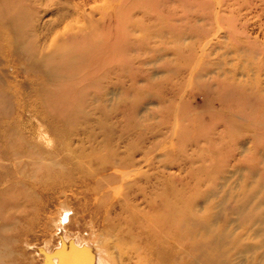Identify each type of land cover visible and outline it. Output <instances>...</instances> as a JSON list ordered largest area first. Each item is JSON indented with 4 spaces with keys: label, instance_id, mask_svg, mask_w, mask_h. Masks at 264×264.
I'll return each mask as SVG.
<instances>
[{
    "label": "rangeland",
    "instance_id": "374dc122",
    "mask_svg": "<svg viewBox=\"0 0 264 264\" xmlns=\"http://www.w3.org/2000/svg\"><path fill=\"white\" fill-rule=\"evenodd\" d=\"M73 1L86 7L102 2ZM120 2L124 6L123 12L133 9L134 30L121 31L124 26L119 27L114 19L111 40L118 45L125 41L134 42L135 48H114L110 62L113 71L108 79L84 87L88 97L91 95L96 99L75 101L65 107L62 125L56 124L55 109L39 93L41 88L27 82L32 78L31 73L22 71L20 77L25 82L16 84V81L8 80L6 89L19 94L7 101L8 114L0 115V155L3 159L10 152H16L21 158L19 162L26 164L24 169H10L5 175L10 185L16 183L20 187L22 184L27 198L34 196V199L26 203H31L30 207H22L28 209L23 216L12 213L15 209L9 212L0 210V226L6 222L4 216L13 214L16 225L14 227L13 221L7 220L9 226L2 231L0 264H96V250L102 247L104 238L114 243L107 231L99 233L92 229L88 214L94 213L98 207L94 206L97 201L94 191L84 192L80 187L77 193L70 190L62 193L60 189H51L49 198L44 195L43 199L36 194L38 189L30 181L36 177H48L52 164L38 162V166L37 162L29 160L32 153L27 141L59 152L61 144L70 143L69 146L74 148L81 140L86 152H90L93 139L102 141L112 136V142L120 144L122 149L125 146L143 148V153L136 152L135 157L141 159L144 156L148 214L161 206L160 201L154 207L149 206L150 198L152 191L161 192L157 187L169 174L175 175L177 181L189 180L194 187L200 178L201 191L227 183L223 189L227 198L231 194L242 198L246 193L254 192L257 198L264 199V0H122L117 5ZM52 17L50 12L43 14V19ZM153 31L164 35L154 36ZM134 58L137 62H133ZM9 59L5 66L9 70L5 73L10 79L16 75L17 60L11 53ZM120 62L126 63L125 69L116 67L115 64ZM200 72L205 74L198 77ZM120 76L126 77L123 82L118 81L123 78ZM183 79L186 83L179 85L178 81ZM232 81L246 84L250 92L247 101L238 98L228 100L224 105L211 92L206 94L210 104H205L207 89L199 86V82L223 84ZM121 85L125 94L120 93ZM106 92L115 94H109L106 99ZM111 96L113 100L109 99ZM121 98H126L122 108L112 109ZM173 100L180 115L166 118L163 111L172 105ZM101 105L105 108L100 109ZM222 106L233 113L223 112ZM240 106L245 114L236 116ZM198 112L202 113L201 117L197 116ZM196 117L198 121H194ZM136 119H141V127L130 129ZM167 120L168 127L159 126L160 122ZM226 120L238 126L236 132L224 125ZM250 123L254 124L251 129ZM113 124L117 125L113 127L115 129L111 128ZM107 134L109 136L105 137ZM219 134H222L221 140L213 144L202 140L200 148L195 151L190 144L181 153L175 151V147L182 142L190 143L188 140L195 136L218 138ZM191 153L197 159L194 167L198 168L203 162L212 164L214 170L226 172L228 181L217 175L218 172L216 175L199 174L195 170L191 173L188 160ZM52 173L58 174L56 170ZM222 192L215 200L220 199ZM197 193L195 188L190 192L195 196ZM116 196L112 190L111 194L108 192L97 197L109 202ZM198 201L202 203L203 199ZM229 202L233 205L235 200ZM148 224L152 226L150 220ZM8 237L15 241H6ZM72 241L76 242L80 253L62 258V244L65 246ZM109 253L113 254L116 264H128L125 249L111 247Z\"/></svg>",
    "mask_w": 264,
    "mask_h": 264
},
{
    "label": "bare ground",
    "instance_id": "6f19581e",
    "mask_svg": "<svg viewBox=\"0 0 264 264\" xmlns=\"http://www.w3.org/2000/svg\"><path fill=\"white\" fill-rule=\"evenodd\" d=\"M119 1L122 0H102L99 4L94 3L95 5L86 7L73 0H0V115L8 114L7 101L11 96L19 94L6 89L9 86L8 80L16 81V84L22 82L23 78L20 76L23 70L32 74V78L27 82L38 85L37 88H41L39 93L51 102L50 106L55 109L53 111L57 114L56 124L59 126L64 123L62 118L66 112L65 107L75 101L96 99L95 96L88 97L84 87L95 86L108 79L113 71L110 62L114 48H135L134 42L125 41L118 45L113 44L111 40L114 19L119 27L124 26L120 28L121 31L130 28L134 30L133 9L127 11L128 13L123 12L122 2L117 5ZM49 12L53 16L52 19H43V14ZM153 34L164 35L156 31H153ZM9 53L17 60L14 67L16 75L10 79L5 73L9 70L5 67L10 61ZM133 60L137 62L136 58ZM115 65L119 69H125L127 66L125 62ZM204 74L200 72L197 76ZM120 77H123L118 80L120 82L126 78ZM183 83L185 84L186 80L178 81L179 85ZM216 83L199 82V86L207 89V93H204L206 105L210 104L206 94L211 92L215 93L224 105L228 100L249 99L250 92L242 82ZM121 86L120 93L125 94V88ZM109 94L113 95L115 92H106L104 97L107 99ZM110 98L112 99V96ZM125 100H118L112 105V109H121ZM175 104L173 100L172 105L163 111L166 118L180 115ZM102 107L105 108V105H101L100 109ZM222 110L233 113L226 107ZM237 111L236 116L244 113L242 106ZM197 116L201 117L202 113L198 112ZM198 117L194 118V121H198ZM167 122L168 120L162 121L159 126L168 127ZM224 125L232 132H236L238 128L227 120ZM253 125L249 124L250 129ZM114 126L117 127L113 124L111 128L115 129ZM139 127L141 119H136L129 128ZM109 133L112 134V131ZM107 136L109 135H105ZM208 136L198 135L190 138V143L182 142L178 148L175 147V151H185L187 144L195 151L200 148L202 140L213 144L222 138V134H219L218 138ZM91 142L90 152H86L87 148L81 140L77 141L74 148L69 146L70 143L61 144L59 152L49 151L47 147H37L32 141H27V146L32 153V159L29 160L52 164L47 173L48 177H36L30 181L37 187L36 194L39 193L41 199L44 195L49 198L51 189H60L62 193L67 190L77 193V188L82 187L84 192L94 191L100 197L108 192L111 194L112 190L117 193L109 202H103L105 198L100 200L95 195L97 201L94 206L98 207L94 213L88 214L92 229L95 228L99 233L107 231L114 242L110 243L109 238H104L102 247L96 250V264H116L113 254L109 253L111 247L125 249L128 264H264V199L257 198L254 192L246 193L242 198L234 194L227 198L226 191L223 190L227 183L201 191L200 178H197L198 182L194 187L189 180L177 181L175 175L169 174L165 176L166 181H160L157 187L161 192L152 191L150 198L149 206L154 207L157 201L161 202V206L154 213L148 214L145 170L142 164L144 156L141 159L135 157L136 152L143 153V148L133 149L125 146L122 149L120 144L112 142V136L102 141L93 139ZM191 154L192 156L188 157L191 173L194 170L207 175L218 172L217 175L228 181L226 172L214 170L212 164L203 162L198 168L194 167L197 159ZM19 160L21 158L16 152H10V155L3 159L0 155V210L9 212L15 209L12 213L23 216L28 209L22 207H30L31 203H26L32 201L34 196L27 198L22 184L20 187L16 183L10 185L5 175L10 169H24L26 164ZM55 170L57 175L52 173ZM59 175L61 176L58 177ZM178 182L181 183L180 186ZM193 188L198 192L197 196L190 194ZM221 191L224 194L215 200ZM198 199H203L202 203ZM233 200L235 203L232 205L229 201ZM249 202H252L251 205L245 204ZM14 215H3L6 222L0 226V236L9 226L7 220H12L13 226L16 227ZM18 220L20 222V219ZM148 220L152 226H149ZM8 239L15 241L12 237L5 238L6 241ZM62 246V258L71 253L76 256L81 251L74 241Z\"/></svg>",
    "mask_w": 264,
    "mask_h": 264
}]
</instances>
